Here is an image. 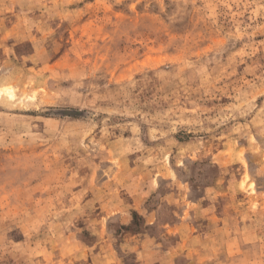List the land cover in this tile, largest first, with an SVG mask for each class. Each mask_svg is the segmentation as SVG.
Masks as SVG:
<instances>
[{
    "label": "rangeland",
    "instance_id": "1",
    "mask_svg": "<svg viewBox=\"0 0 264 264\" xmlns=\"http://www.w3.org/2000/svg\"><path fill=\"white\" fill-rule=\"evenodd\" d=\"M0 264H264V0H0Z\"/></svg>",
    "mask_w": 264,
    "mask_h": 264
}]
</instances>
